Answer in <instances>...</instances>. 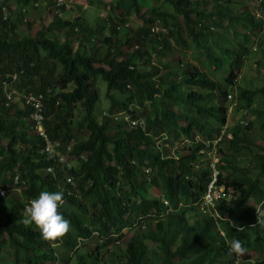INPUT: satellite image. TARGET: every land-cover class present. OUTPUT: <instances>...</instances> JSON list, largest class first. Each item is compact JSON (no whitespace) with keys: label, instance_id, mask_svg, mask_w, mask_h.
<instances>
[{"label":"trees","instance_id":"trees-1","mask_svg":"<svg viewBox=\"0 0 264 264\" xmlns=\"http://www.w3.org/2000/svg\"><path fill=\"white\" fill-rule=\"evenodd\" d=\"M42 3L0 0V185L20 189L0 196V253L9 248L13 264H56L75 249V264H100L123 230L150 214L154 227L128 240L119 264H264V146L251 142L254 123L264 131V85L239 84L251 53L264 51V0H117L100 23L108 31L99 40L107 49L104 65L97 30L86 37L82 18L57 14L34 33L31 12ZM132 15L141 22L134 29L125 27ZM100 78L109 112L143 119L144 127L99 113ZM16 88L21 100L13 95L8 103L7 92ZM31 93L44 96L48 137L64 152L75 143L78 162L69 172L41 152L44 138L26 104ZM231 93L239 115L233 124ZM183 138L190 144L175 155L158 145ZM217 139L220 181L234 194L218 205V221L199 208L210 178L203 157ZM50 166L54 174L45 172ZM43 190L63 193L59 211L70 230L56 241L23 222L25 200ZM162 197L174 210L164 209ZM93 232L106 240L90 248ZM233 240L243 261L229 251Z\"/></svg>","mask_w":264,"mask_h":264},{"label":"rangeland","instance_id":"rangeland-1","mask_svg":"<svg viewBox=\"0 0 264 264\" xmlns=\"http://www.w3.org/2000/svg\"><path fill=\"white\" fill-rule=\"evenodd\" d=\"M46 1H47V5L42 3L40 6H38V9H35L34 11L31 12L32 16L35 17L34 18L35 24L31 28V30L34 33L36 30H38L39 26L41 25L47 26L49 25V23L53 21L55 22V16L57 14H59V17L61 18V20H72L73 21L75 18L79 17V18H82L85 25H87L88 31L87 30L84 31V34L86 37L91 35L92 30H97V35H96L97 39L95 41L96 43L97 41L101 40V38H103L105 34L108 33L107 30L102 29V26L100 24L101 19L107 17L108 15H112L110 7L111 5H115V3L117 2V0H72V1L69 0L68 3L70 4L71 8L70 9L65 8L59 11L57 8L54 7L55 6L54 4H53L54 6L52 5V3L50 5L49 0H46ZM253 6L260 13V8H258L259 7L258 3L255 2ZM19 15L20 14L17 11L14 18L17 19ZM127 23H129L131 29H134L135 27L141 24V22L134 15H132L129 18ZM29 28L30 27L28 25H23L21 27V31L22 32L29 31ZM63 31L64 30L61 31L62 38H64L65 36ZM99 43L100 41L98 42L96 46L98 64L104 65L102 64L100 59L103 58V55L106 53L107 49L103 46V44L101 43L99 44ZM263 56H264V51L262 49L254 50L251 53V55L249 56L246 62L245 68L243 70V73L241 76L242 78L239 81L240 85L244 87L250 86L254 88L262 87L264 85V66L262 63ZM260 67L262 68L260 69ZM147 68L148 66H145V69ZM106 88H107L106 83L101 78L98 79L95 90L99 95V113L100 114H102L103 111H109V103L105 99ZM16 91H13V93L9 92V95H12V94L15 95L14 102H19L21 100V96H20L21 94L18 92L17 88H16ZM258 102H259V98L255 101L254 106L257 105ZM78 110H79V105L75 111L76 116H79ZM259 114H260V118H264V115H262L261 113ZM228 115H229L230 124H233V122L237 118H239V115L236 114V109H233L232 107L229 108ZM224 130L225 128L223 129V133H224ZM251 132H252V137H251L252 144L256 146H264V131L261 130L259 127H257L256 123L252 125ZM189 144L190 142H188V140L183 138L181 141H177L173 144H170V143L166 144L162 141L158 145L163 150L167 151L169 155H174L175 153H177L179 149L183 148V146H187ZM207 144L209 145V142ZM244 152L245 151H242V153ZM211 155L214 156V159H217L215 152L212 153ZM240 157L242 158V156ZM203 158L205 161L206 157H203ZM77 162L78 161L76 159L74 160L72 159L71 165L76 166ZM15 189L16 191L14 193H18L20 191L17 187ZM153 192L155 193L156 189H154ZM228 198L231 199V196H229ZM149 224L150 225H147V228H146L147 230L152 229L154 227L153 222L152 223L150 222ZM137 231H138V226H135L131 230L124 229L123 230L124 234L119 239L120 244L114 243L115 245L114 247H112L114 252L112 253L111 251L112 249H110L109 252H106L100 264H119L120 261H124V249L126 247V244L128 240L137 233ZM87 243H88V247L90 248L93 247V245H95L96 243L95 238L93 237L90 238L87 241ZM149 246L153 247L154 244L150 242ZM73 250L70 251L71 253H69V255L65 253L64 260L61 259L57 261L56 264H75L77 260L75 259V256L73 255ZM77 250L79 252H83L85 251V248L81 247V248H78ZM66 252H69V251H66ZM57 253H59V251H57ZM67 256H70L68 260H67ZM61 258H63V253L61 254ZM13 262H14V258L11 257L10 249L5 247L4 250L0 253V264H13Z\"/></svg>","mask_w":264,"mask_h":264},{"label":"clouds","instance_id":"clouds-1","mask_svg":"<svg viewBox=\"0 0 264 264\" xmlns=\"http://www.w3.org/2000/svg\"><path fill=\"white\" fill-rule=\"evenodd\" d=\"M126 24H128V26H126ZM126 24H125V27H130L129 23H126ZM153 30H155L157 32V31H160V28L158 26H154ZM135 48H137V47H135ZM128 87L131 89L130 86H128ZM10 92H12V91H10ZM8 93L9 92H7V99H8L7 101L9 103V101H11L12 98H10V99L8 98ZM229 95L233 96V100H231L228 97L229 108L232 107L234 109L233 102L236 104L235 96L233 93H231ZM12 97H13V94H12ZM102 115H104V116L106 115L107 117L113 118L114 120L123 119L130 125V127H137V126H141V127L143 126L144 127V125H145V121L143 119H131V117L127 113L111 114L109 111H103ZM133 120L139 121L141 124H139L137 126H133L131 124V121H133ZM241 123L242 124L246 123V120L241 122ZM222 133H223V130H222ZM219 139L213 141L212 146L210 147V150L206 153V160L205 161L207 162V164L210 168V178L206 184L205 190H204L203 195L201 197V200L199 202L200 211L212 216L213 218L216 219V221H218V219H222V216L220 215L219 210H218V205L225 199L231 200L234 198L233 192L230 191V193H229V191L226 190L225 184H223L220 181V176H221L222 172H220V170H219L220 173H219V177H218V181H217V186L222 189V197L212 207H207L204 205V196L207 192L208 185L212 180V171H213L212 170L213 169L212 163H215V167L217 168V165L220 162V155L218 154L216 146H215ZM50 140H52V139H50ZM52 141H59V140H52ZM214 142H216V143H214ZM59 143H60V141H59ZM44 144H45V142H44ZM74 145H75V143L72 142V143H70V145H68V147L71 146L72 150H73ZM43 147H44V145H43ZM43 147H42V149H43ZM68 147L66 148V151H67ZM42 149H41V152H42ZM60 150L62 151L61 143H60ZM72 150H71L70 156H69V160H71V161H72V159L73 160L76 159V158H73L71 156ZM66 151L65 152L62 151V153H66ZM214 152L216 153V157H217L216 162L214 161L215 160L214 156L211 155ZM43 155H44V153H43ZM81 157L86 158V154H83ZM45 158H46V160L59 163L57 161L48 159L46 156H45ZM60 166L62 169H64V171H68V172L70 171V169L72 167H74L71 165L70 168H67L65 165L62 166L61 164H60ZM48 168H53V171L52 172L48 171ZM48 168L46 169L45 172L54 174V171H55L54 167L50 166ZM68 179H70V180H68ZM72 179H73L72 177H68L67 181L73 185L74 182ZM13 181L15 184L19 183L18 175L14 176ZM0 187L2 189L6 190V194L0 195L1 197L2 196L8 197L10 193L16 191L15 185L8 186L6 188H4L0 185ZM229 196H231V199L228 198ZM162 203H163V207L166 211L174 210L171 202L167 198L162 197ZM62 205H64V200H63V193L61 191H48V190L40 191L35 198H32L30 200H25V209H24L25 215H24L23 222L26 225L34 224L39 229L40 234L44 239L50 240V241H56L57 239L63 237L64 234L70 230V221L68 219H66L62 215V213L59 211V209L61 208ZM176 207H178V209H180L182 207V204L178 203V206H176ZM149 216H151V215L149 214ZM149 216L148 215L146 216L148 218L147 222L145 220L140 221V223L137 225L138 230L140 228L141 229L147 228L148 222H150ZM152 222L154 223V221H152ZM231 225H233V224L231 223ZM92 237L95 238V242H99V243H102L104 240H106V238L103 235L100 236L98 232H93ZM115 243L120 244L119 240L116 241ZM114 245L112 247H114ZM229 251L236 254L235 257H237L238 261L244 260L243 248H242V246L238 240L232 241L231 245L229 246Z\"/></svg>","mask_w":264,"mask_h":264},{"label":"built area","instance_id":"built-area-1","mask_svg":"<svg viewBox=\"0 0 264 264\" xmlns=\"http://www.w3.org/2000/svg\"><path fill=\"white\" fill-rule=\"evenodd\" d=\"M69 0H53V4L55 7L60 11V8L64 6L65 8L69 9L70 4L68 3ZM72 1V0H70ZM60 7V8H59ZM26 21V19H25ZM128 26V24H126ZM13 93V92H10ZM12 95H9L8 98L10 99ZM231 100H233V96H228ZM26 98V104L31 105L33 107V112L31 114V118L33 119L34 127L36 133H38L42 138H44V147L42 149V153L50 159L59 162L62 166L65 165L67 168L71 167V161L69 160L70 152L72 147L69 146L66 153H62L60 150V143L59 141H52L47 135V132L44 127V113H43V99L44 96L42 94L35 95L33 93L29 94ZM233 105L235 103L233 102ZM133 126H137L141 124L139 121L133 120L131 121ZM215 162L217 159L214 160ZM212 180L208 185L207 192L204 196V205L207 207H212L215 203L222 197V189L217 186V181L219 177V170L215 167V163H212ZM48 171L52 172L53 168H48ZM70 180V179H68ZM6 190L0 187V195H5Z\"/></svg>","mask_w":264,"mask_h":264}]
</instances>
